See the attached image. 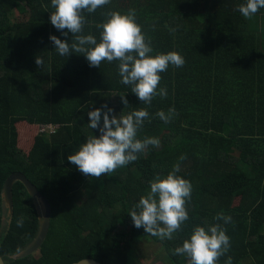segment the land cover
Returning a JSON list of instances; mask_svg holds the SVG:
<instances>
[{
	"label": "trees",
	"instance_id": "trees-1",
	"mask_svg": "<svg viewBox=\"0 0 264 264\" xmlns=\"http://www.w3.org/2000/svg\"><path fill=\"white\" fill-rule=\"evenodd\" d=\"M246 0H111L84 12V35L99 39L104 13L136 11L151 41L150 55L175 51L181 68L160 73L167 97L143 104L120 83L117 62L90 67L83 55L60 56L50 36L71 43L50 23L51 0H0V255L7 264H137L135 249L161 244L167 264H186L170 250L182 246L196 226L220 223L230 249L217 264H264V9L251 19L236 10ZM16 14V17L14 15ZM14 17V18H13ZM155 25V30H153ZM175 29V32L169 31ZM65 32L67 29L64 30ZM41 57L43 67L35 59ZM128 106L121 102L124 96ZM107 104L119 116L149 112L137 138L160 146L98 180L86 177L67 157L90 135L87 113ZM175 109L165 123L156 113ZM102 124V120H101ZM186 159L180 161L179 158ZM177 175L190 181L189 220L172 240L137 229L129 211L149 190V181ZM24 174L48 199L52 226L42 248L13 259L37 240L38 206L26 186L14 187V213L4 197L9 178ZM223 212L232 223L213 218ZM23 217V227L17 221Z\"/></svg>",
	"mask_w": 264,
	"mask_h": 264
},
{
	"label": "clouds",
	"instance_id": "clouds-1",
	"mask_svg": "<svg viewBox=\"0 0 264 264\" xmlns=\"http://www.w3.org/2000/svg\"><path fill=\"white\" fill-rule=\"evenodd\" d=\"M110 3L111 0H51V8L54 9L49 17L51 25L65 37L72 34L71 43L50 36L55 51L60 56L68 57L72 53L83 55L90 67L100 68L105 61L117 62L120 83L130 86V91L143 104L151 105L157 96L166 98L167 89L158 90L160 73L167 71L170 65L183 67L185 59L175 51L150 55L153 52L151 41L146 39L142 27L136 22L134 9H129L127 14L117 11L104 13L105 21L95 25L99 30V39L92 34H82L86 23L83 13H94ZM260 9H264V0H246L236 10L245 19H251ZM169 31L174 33L175 29ZM35 63L42 68L44 61L38 56ZM120 98L125 107L128 106L125 95ZM112 113L113 110L107 104L88 112L90 123L87 126L98 130L99 136H88L79 150L67 157L68 162L86 177L98 180L103 175H110L137 161L138 155L149 146H160L158 138H137L145 120L150 122L146 109L140 108L127 114L122 112L119 116ZM175 114V109L170 108L167 114L164 111L157 112L156 117L168 123ZM184 159L185 156L179 158L180 161ZM179 171L180 164L177 163L165 177L157 175L149 181V190L128 214L135 228H143L147 234L162 241L172 240L189 220L187 205L191 201L192 185L177 175ZM213 219L223 221L225 225L232 223L231 216L223 212ZM23 222L21 217L17 227H23ZM226 232L227 229L220 223L207 227L196 226L182 246L170 251L172 255L186 258V264H217L230 249V238ZM225 264H232L230 256Z\"/></svg>",
	"mask_w": 264,
	"mask_h": 264
},
{
	"label": "water",
	"instance_id": "water-1",
	"mask_svg": "<svg viewBox=\"0 0 264 264\" xmlns=\"http://www.w3.org/2000/svg\"><path fill=\"white\" fill-rule=\"evenodd\" d=\"M18 182H22L31 196L34 198L35 203L38 206V211L40 215L41 229L40 234L37 240L31 245L27 250L19 254V256L14 257L13 259H26L29 256L37 253L45 242L48 239V236L51 231L52 226V207L48 199L39 191V189L22 173H17L12 175L7 181L4 189V197L7 207L10 210V213H14V187ZM0 264H7V261L4 257L0 255ZM76 264H101L96 260H84Z\"/></svg>",
	"mask_w": 264,
	"mask_h": 264
},
{
	"label": "rangeland",
	"instance_id": "rangeland-1",
	"mask_svg": "<svg viewBox=\"0 0 264 264\" xmlns=\"http://www.w3.org/2000/svg\"><path fill=\"white\" fill-rule=\"evenodd\" d=\"M16 17V14L14 15ZM13 17V18H14ZM132 223L131 220H127V224ZM137 264H167L162 256L161 244L153 243L150 240H146L140 244V248L135 249Z\"/></svg>",
	"mask_w": 264,
	"mask_h": 264
}]
</instances>
